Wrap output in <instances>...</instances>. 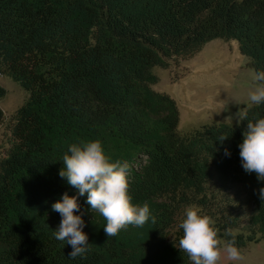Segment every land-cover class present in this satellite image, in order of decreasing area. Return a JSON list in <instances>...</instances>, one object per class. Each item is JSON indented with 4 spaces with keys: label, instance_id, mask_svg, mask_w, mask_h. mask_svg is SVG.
Here are the masks:
<instances>
[{
    "label": "trees",
    "instance_id": "16d2710c",
    "mask_svg": "<svg viewBox=\"0 0 264 264\" xmlns=\"http://www.w3.org/2000/svg\"><path fill=\"white\" fill-rule=\"evenodd\" d=\"M214 38L235 39L255 72L264 71V0H0V74L28 91L0 156V264H191L176 247L178 225L187 206L212 204L213 168L253 204L251 232L225 240L242 247L264 234V181L244 171L238 147L264 103L247 107L238 123L182 131L176 100L152 86L154 66ZM6 91L0 83V98ZM90 139L129 164L132 203L146 202L154 223L107 237L87 194L59 176L68 146ZM65 192L77 196L74 214L89 242L75 259L53 235L61 216L51 205Z\"/></svg>",
    "mask_w": 264,
    "mask_h": 264
},
{
    "label": "clouds",
    "instance_id": "9594fccd",
    "mask_svg": "<svg viewBox=\"0 0 264 264\" xmlns=\"http://www.w3.org/2000/svg\"><path fill=\"white\" fill-rule=\"evenodd\" d=\"M253 80L254 87L248 92V102L258 106L264 103V71L256 72ZM227 138L222 136L219 141ZM238 147L244 171L255 173L258 181H264V117L247 121ZM225 155H230L227 149ZM61 162L59 176L66 178L80 196L87 194L90 211L99 213L106 221L103 226L107 237L118 235L129 225L143 227L150 218L155 222L146 202L142 205L132 203L129 164L113 161L99 139L71 143ZM258 195L264 201V187L259 188ZM51 207L61 216L53 235L71 246L70 258L83 257L90 249L87 234L82 230L84 220L81 215L74 214L80 208L77 196L65 192ZM214 225L215 221L202 214L198 206L189 205L184 209L178 225L183 232L176 247L186 254L191 264H220L222 258L229 261L240 258L235 239L222 240Z\"/></svg>",
    "mask_w": 264,
    "mask_h": 264
},
{
    "label": "rangeland",
    "instance_id": "374dc122",
    "mask_svg": "<svg viewBox=\"0 0 264 264\" xmlns=\"http://www.w3.org/2000/svg\"><path fill=\"white\" fill-rule=\"evenodd\" d=\"M168 61L167 66L152 68L157 76L152 86L169 93L176 100L180 130L191 131L212 120L238 123L245 109L252 105L248 102V92L254 87L256 72L248 63L247 56L239 51L235 39L214 38L194 53L172 57ZM0 83L7 90L0 98L4 112L0 122L2 156L13 140L12 116L28 91L8 75H0ZM209 192L212 204L207 208L198 207L202 214L215 221L214 226L222 240H225L227 232L243 236L251 232L248 219L253 212V204L240 184L221 179L213 168ZM232 218L237 221L236 226L229 225ZM238 249V260L222 258L220 264H264V234L254 233V239Z\"/></svg>",
    "mask_w": 264,
    "mask_h": 264
},
{
    "label": "crops",
    "instance_id": "0c3cea01",
    "mask_svg": "<svg viewBox=\"0 0 264 264\" xmlns=\"http://www.w3.org/2000/svg\"><path fill=\"white\" fill-rule=\"evenodd\" d=\"M0 75H2V74H0Z\"/></svg>",
    "mask_w": 264,
    "mask_h": 264
}]
</instances>
